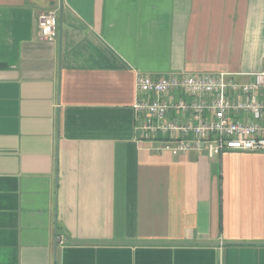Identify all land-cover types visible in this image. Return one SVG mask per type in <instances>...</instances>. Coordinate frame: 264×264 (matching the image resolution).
I'll use <instances>...</instances> for the list:
<instances>
[{"label":"crops","instance_id":"0c3cea01","mask_svg":"<svg viewBox=\"0 0 264 264\" xmlns=\"http://www.w3.org/2000/svg\"><path fill=\"white\" fill-rule=\"evenodd\" d=\"M261 70L264 0H0V264H264V152L157 150L134 109L138 74Z\"/></svg>","mask_w":264,"mask_h":264},{"label":"built area","instance_id":"2783aa9c","mask_svg":"<svg viewBox=\"0 0 264 264\" xmlns=\"http://www.w3.org/2000/svg\"><path fill=\"white\" fill-rule=\"evenodd\" d=\"M57 9L39 15L41 36H56ZM240 81L229 72L138 74V139L157 150L213 157L227 150L264 152V70ZM173 94V95H172Z\"/></svg>","mask_w":264,"mask_h":264}]
</instances>
